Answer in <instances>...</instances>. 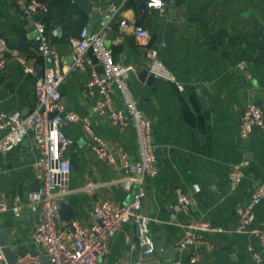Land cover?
I'll use <instances>...</instances> for the list:
<instances>
[{
    "label": "crops",
    "instance_id": "1",
    "mask_svg": "<svg viewBox=\"0 0 264 264\" xmlns=\"http://www.w3.org/2000/svg\"><path fill=\"white\" fill-rule=\"evenodd\" d=\"M28 1L0 0V37L7 46V50L0 51V59L6 60L5 68L0 70V108L23 114L35 107L36 80L49 66L48 57L37 48L33 21L22 9ZM41 1L50 8L48 32L57 51L53 59L68 71L60 86L61 102L65 108L89 117L96 134L108 142L116 157L114 163L99 158L80 122L62 124L75 142L64 152L72 171L70 192L62 199L68 204L59 214V229L72 230L73 221L89 226L90 212L99 200L125 204L131 199L117 180L123 174L121 155L137 159L132 122L128 119L122 129L107 115L94 112L96 95L86 90L90 73L72 67V40L81 35L84 26L98 30L106 25V44L114 49L116 59L125 63L124 54L130 52L129 64L134 71L129 85L154 125L153 142L160 170L147 181L143 207L152 219L151 231L157 245L149 264H264V250L256 236L236 231L238 206L264 180V134L254 129L243 137L239 125L247 103L264 104V0H165L164 12L148 6L142 11L139 6L144 0ZM111 4L119 8L114 15L109 11ZM88 5L99 13L98 17L91 16ZM138 24L150 31L175 81L149 73L145 48L134 31ZM240 62L246 67H239ZM145 69L148 76L142 79ZM115 97L116 106L122 107L119 94ZM38 158L32 134L19 146L0 153L4 197L9 203L17 192L23 197L20 214H0V229L6 230L13 247L4 252L8 261L29 252L45 259V252L33 241L42 217L41 205L27 197L40 184ZM242 160L250 164L243 182L232 190L229 168ZM195 184L200 191H195ZM178 187L194 200L188 209L181 208L177 200ZM204 220L225 231L208 233L206 241L197 246V261L191 263L190 251L180 250L179 242L189 224ZM253 225L264 228V200L256 209ZM136 235L135 224L122 225L101 260L105 264H125L138 258L139 252L130 247ZM254 252L262 256L261 262Z\"/></svg>",
    "mask_w": 264,
    "mask_h": 264
},
{
    "label": "built area",
    "instance_id": "2",
    "mask_svg": "<svg viewBox=\"0 0 264 264\" xmlns=\"http://www.w3.org/2000/svg\"><path fill=\"white\" fill-rule=\"evenodd\" d=\"M166 1L147 0V6L164 12ZM26 17L32 19L36 32L35 41L38 50L46 57L56 56L57 51L51 44L48 32V3L41 0H30L23 4ZM118 6L111 4L109 11L114 15ZM134 31L149 62V73L155 77L175 81L176 77L160 57L159 48L153 44L150 31L143 25L134 26ZM108 27L91 30L84 26L81 35L72 40L73 68L87 70L90 76L86 82V90L90 95H96L94 112L107 115L110 121L122 129L128 119L131 120L136 133L138 155L135 161L123 153L121 155L122 176L117 182L131 194V199L125 204H117L112 200L95 202L90 212L92 222L82 226L78 221L72 222V230L63 231L58 227L61 201L70 192L72 164L64 155L66 148L75 142L63 129L65 122H80L85 134L91 140L93 152L101 159L115 162L116 157L108 142L93 129L91 120L78 112L65 108L61 102L60 86L65 80L67 70L60 61L54 58V63L47 66L35 83L36 105L23 114L20 111L7 112L0 108V153L7 152L19 146L26 136L32 134L39 150L37 178L39 187L27 194L28 199L41 205L42 217L33 232V241L45 252V259L38 253H26L16 262L6 259L0 247V264H105L101 258L108 250L109 242L122 225L132 222L137 229L136 239L130 247L139 252L138 258L125 264H149L157 249L152 236L151 217L144 212V200L147 194V181L155 178L160 170L155 145L153 142V122L139 106L138 99L130 88L129 79L134 66L123 63L115 57L114 49L106 44ZM7 50L5 40L0 37V51ZM6 60L0 59V70L5 68ZM239 67L245 68V62ZM33 72V68H28ZM184 89L182 84H179ZM116 93L119 94L122 107L116 106ZM53 114V115H52ZM240 133L248 137L254 129L264 134V109L257 102L246 104L240 116ZM249 160L231 164L228 173L229 184L235 190L242 182L249 166ZM196 192L200 191L198 184L194 185ZM177 200L183 209L193 205V198L181 187L176 189ZM22 195L17 192L9 203L4 197L1 187L0 169V214L13 212L20 214ZM264 200V180L251 192L248 200L237 208V232H250L258 239L264 250V228L255 227L256 209ZM222 226L210 221L191 223L186 227L184 236L179 242L180 250L190 251V261H197V246L206 241V235L214 232H224ZM258 262L262 256L254 252ZM175 264H182L177 261Z\"/></svg>",
    "mask_w": 264,
    "mask_h": 264
},
{
    "label": "water",
    "instance_id": "3",
    "mask_svg": "<svg viewBox=\"0 0 264 264\" xmlns=\"http://www.w3.org/2000/svg\"><path fill=\"white\" fill-rule=\"evenodd\" d=\"M88 9H90V14H91V16H93V17H98L99 16V13L98 12H95V11H93L92 10V6L91 5H88V7H87ZM139 8L143 11H145V9L147 8V0H144L143 2H141V4H140V6H139ZM164 50V49H163ZM165 52H166V50H164ZM130 57H131V55H130V52L129 51H126V53L124 54V61H125V63L126 64H129V62H130ZM48 61H49V66H51V65H53V63H54V59H53V57L52 56H49L48 57ZM148 76V70H144L143 71V73H142V79L144 78V77H147ZM152 77V76H151ZM152 78H154V76L152 77ZM263 108H264V104H263ZM53 115V114H52ZM67 202H65V201H62L61 202V210H60V212L61 213H63V210H64V208L67 206ZM71 216H73V214H71ZM0 246L2 247V249H3V251L4 252H9V251H11V249L13 248L11 245H10V241H9V239H8V237H7V232H6V230H1L0 229ZM16 262L17 261V258H16V256H14V257H12L11 258V260L9 261V262Z\"/></svg>",
    "mask_w": 264,
    "mask_h": 264
},
{
    "label": "snow or ice",
    "instance_id": "4",
    "mask_svg": "<svg viewBox=\"0 0 264 264\" xmlns=\"http://www.w3.org/2000/svg\"><path fill=\"white\" fill-rule=\"evenodd\" d=\"M154 2H155V3H158V2H159V0H154Z\"/></svg>",
    "mask_w": 264,
    "mask_h": 264
}]
</instances>
